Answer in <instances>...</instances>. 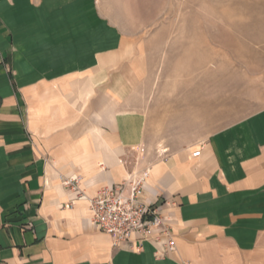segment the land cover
<instances>
[{
  "label": "crops",
  "instance_id": "obj_1",
  "mask_svg": "<svg viewBox=\"0 0 264 264\" xmlns=\"http://www.w3.org/2000/svg\"><path fill=\"white\" fill-rule=\"evenodd\" d=\"M99 2L0 0V264H264V109L158 144L145 72ZM148 167L166 255L154 240L115 250L63 181L93 197Z\"/></svg>",
  "mask_w": 264,
  "mask_h": 264
},
{
  "label": "rangeland",
  "instance_id": "obj_2",
  "mask_svg": "<svg viewBox=\"0 0 264 264\" xmlns=\"http://www.w3.org/2000/svg\"><path fill=\"white\" fill-rule=\"evenodd\" d=\"M147 77L158 144L202 141L264 109V0H100Z\"/></svg>",
  "mask_w": 264,
  "mask_h": 264
},
{
  "label": "built area",
  "instance_id": "obj_3",
  "mask_svg": "<svg viewBox=\"0 0 264 264\" xmlns=\"http://www.w3.org/2000/svg\"><path fill=\"white\" fill-rule=\"evenodd\" d=\"M146 153V148L140 149L142 157ZM167 153L165 148L158 151L161 158ZM200 154L201 150H196L193 157ZM149 174V167L135 172L116 186L102 188L93 197L84 193L80 176H71L63 181L76 200L88 201L93 223L111 237L115 250L131 246L133 251H141L143 242L154 240L159 247L156 254L166 255L175 250L176 242L160 206L143 200ZM158 230L160 234H157Z\"/></svg>",
  "mask_w": 264,
  "mask_h": 264
}]
</instances>
